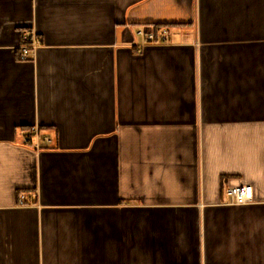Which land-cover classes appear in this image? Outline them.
I'll use <instances>...</instances> for the list:
<instances>
[{"label":"crops","instance_id":"1","mask_svg":"<svg viewBox=\"0 0 264 264\" xmlns=\"http://www.w3.org/2000/svg\"><path fill=\"white\" fill-rule=\"evenodd\" d=\"M0 264H264V0H0Z\"/></svg>","mask_w":264,"mask_h":264},{"label":"built area","instance_id":"2","mask_svg":"<svg viewBox=\"0 0 264 264\" xmlns=\"http://www.w3.org/2000/svg\"><path fill=\"white\" fill-rule=\"evenodd\" d=\"M140 35L146 36L148 41L155 42L157 40V34L150 29L145 31H140ZM163 39H166V36L163 35ZM37 44V43H36ZM36 44L28 45L27 43L21 46V60L26 61L29 59L30 55L35 51ZM30 136L32 138L38 139V142L43 143H51L52 139L48 136H42L41 130L39 128H33L30 130ZM228 195L230 196L233 203L238 205H245L253 202V187L251 186H245V187H239V188H231L228 191ZM25 198L22 197V200Z\"/></svg>","mask_w":264,"mask_h":264},{"label":"trees","instance_id":"3","mask_svg":"<svg viewBox=\"0 0 264 264\" xmlns=\"http://www.w3.org/2000/svg\"><path fill=\"white\" fill-rule=\"evenodd\" d=\"M28 44V43H27ZM30 44V43H29Z\"/></svg>","mask_w":264,"mask_h":264},{"label":"bare ground","instance_id":"4","mask_svg":"<svg viewBox=\"0 0 264 264\" xmlns=\"http://www.w3.org/2000/svg\"><path fill=\"white\" fill-rule=\"evenodd\" d=\"M21 53V52H20Z\"/></svg>","mask_w":264,"mask_h":264}]
</instances>
